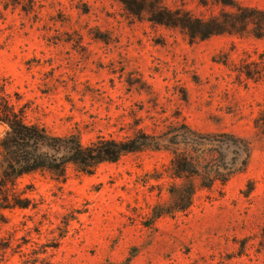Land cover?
Instances as JSON below:
<instances>
[{
	"label": "rangeland",
	"instance_id": "rangeland-1",
	"mask_svg": "<svg viewBox=\"0 0 264 264\" xmlns=\"http://www.w3.org/2000/svg\"><path fill=\"white\" fill-rule=\"evenodd\" d=\"M145 1L133 16L117 0H0V77L26 123L83 144L142 133L161 145L90 174L67 164L63 179L17 177L8 198L28 207L0 210V264H264V138L253 125L264 115V0ZM239 8L252 16L239 32L205 39L149 21L169 10L221 23ZM187 130L223 140L206 146L245 168L153 218Z\"/></svg>",
	"mask_w": 264,
	"mask_h": 264
},
{
	"label": "trees",
	"instance_id": "trees-1",
	"mask_svg": "<svg viewBox=\"0 0 264 264\" xmlns=\"http://www.w3.org/2000/svg\"><path fill=\"white\" fill-rule=\"evenodd\" d=\"M117 1L133 16H138L146 7L151 6L145 4V0ZM218 1L223 5L231 4L230 0ZM239 10L241 13L235 15V18H224L221 23L215 20L194 19L192 21L185 14L179 15V13L169 10L165 13L151 12L149 21L166 27L178 26L191 39H205L212 35L239 32L243 22L252 17L246 9L239 8ZM5 86V80L0 77V126L7 128L4 135L0 137L2 156L0 210L28 207L27 200H20L16 196L8 198V185L13 184L14 180L23 174L36 170H46L57 179H63L67 164H72L81 173L90 174L98 164L115 162L126 153L142 148L158 150L161 147L156 138L142 133L128 140L97 136L87 144L81 143L75 134L52 136L43 127L24 121L23 112L15 109V104L10 101ZM253 125L264 138V115L259 114L253 120ZM187 131L189 136L185 134L181 142L185 147L170 149L168 177L172 182L167 189L169 199L166 203L153 205V218L184 212L192 204L197 189H209L216 182L224 185L234 172L242 171L245 168V158L236 164L223 159L220 160L221 152L218 150H212V148L208 150L206 145L212 144V141L221 143L223 140L210 139L205 134ZM230 137L231 139L234 138L231 135ZM189 148L197 150H189ZM60 150L62 154L59 155ZM193 178L197 179V182H194ZM2 248L0 247V249ZM100 264L128 263L126 260L119 263L106 261Z\"/></svg>",
	"mask_w": 264,
	"mask_h": 264
}]
</instances>
